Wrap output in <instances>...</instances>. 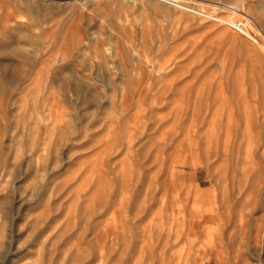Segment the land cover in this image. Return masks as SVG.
I'll use <instances>...</instances> for the list:
<instances>
[{
    "label": "rangeland",
    "instance_id": "rangeland-1",
    "mask_svg": "<svg viewBox=\"0 0 264 264\" xmlns=\"http://www.w3.org/2000/svg\"><path fill=\"white\" fill-rule=\"evenodd\" d=\"M0 264H264V0H0Z\"/></svg>",
    "mask_w": 264,
    "mask_h": 264
},
{
    "label": "bare ground",
    "instance_id": "bare-ground-1",
    "mask_svg": "<svg viewBox=\"0 0 264 264\" xmlns=\"http://www.w3.org/2000/svg\"><path fill=\"white\" fill-rule=\"evenodd\" d=\"M224 6V7H223ZM223 8H225L226 10H232V11H234V13H237V15L235 16V18L233 19V21H232V25L235 27H238L239 29H241V31H246L245 33L247 34V35H249V33H247V30L245 29V27L243 26V18L242 17H240L241 15L240 14H242L243 13V10L240 8V7H232V6H230V7H226L227 5H225V4H223Z\"/></svg>",
    "mask_w": 264,
    "mask_h": 264
}]
</instances>
